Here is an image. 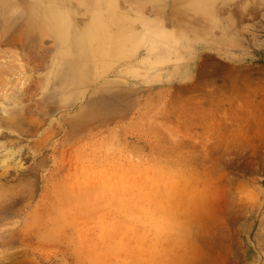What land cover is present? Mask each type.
Listing matches in <instances>:
<instances>
[{
  "label": "rangeland",
  "instance_id": "1",
  "mask_svg": "<svg viewBox=\"0 0 264 264\" xmlns=\"http://www.w3.org/2000/svg\"><path fill=\"white\" fill-rule=\"evenodd\" d=\"M77 1L0 0V264H264V0Z\"/></svg>",
  "mask_w": 264,
  "mask_h": 264
},
{
  "label": "bare ground",
  "instance_id": "2",
  "mask_svg": "<svg viewBox=\"0 0 264 264\" xmlns=\"http://www.w3.org/2000/svg\"><path fill=\"white\" fill-rule=\"evenodd\" d=\"M94 1H99L101 3V7L102 8H106V6L109 5V1L110 0H94ZM78 1L77 0H36V3L37 5L39 6V9L41 10V12L43 13V17L39 19L38 23L40 22H43V23H40L41 25H44L42 26L43 29L47 28L49 30H51L53 33L56 34V36L60 37V38H63L65 33H66V28L63 24V20H60V17L62 16V12L64 13V10H62V7L65 9V8H68L70 6H73L74 4H76ZM125 2V1H124ZM18 13V12H17ZM104 12H101L100 16L103 14ZM10 16V15H9ZM123 19L120 17V16H116L115 18L111 19V18H101L99 19V23H97V27L99 28L98 29V33H101V34H106L105 32H108V30H113V29H119L120 25H123ZM45 27V28H44ZM149 28V27H148ZM151 28V27H150ZM148 30V29H147ZM44 31V30H43ZM148 32V31H147ZM26 34V33H25ZM44 34V32H43ZM19 35V34H18ZM33 38L35 36H32ZM21 36L18 37V39L20 40ZM37 39V38H35ZM40 39V38H39ZM126 37H124L122 35H119L117 34V37H113L112 40L114 41V44L115 45H118L122 40L125 41ZM34 40V39H33ZM36 41V40H35ZM120 41V42H119ZM149 40H147L148 42ZM58 43V42H57ZM19 46V45H18ZM21 47V46H20ZM25 47V46H24ZM50 48V47H49ZM48 48V49H49ZM62 48V47H61ZM57 49V48H56ZM43 52V51H42ZM27 56V55H26ZM38 57V56H37ZM50 59V58H49ZM37 62V61H36ZM40 67V66H39ZM232 70V69H231ZM59 71V69H58ZM233 71V70H232ZM2 72V71H1ZM233 73V72H231ZM59 74V73H58ZM227 74V73H226ZM57 75V74H56ZM34 83V82H33ZM52 94V93H51ZM10 94H8L9 96ZM14 95H17V94H14ZM13 96V95H12ZM53 96V95H51ZM4 97V96H3ZM7 97V96H5ZM17 97V96H16ZM19 97V96H18ZM17 97V98H18ZM13 98V97H12ZM47 98V97H46ZM51 98V97H50ZM49 98V99H50ZM4 100V98H3ZM6 100V99H5ZM4 100V101H5ZM12 100V99H11ZM47 100V99H46ZM7 101V100H6ZM13 101H14V98H13ZM9 103V101H7ZM14 102H18V101H14ZM2 104V102H1ZM6 106V105H5ZM46 109V108H45ZM51 110V109H50ZM2 112H6V110H4V108H2ZM2 115V114H1ZM6 115V114H5ZM13 114H11V116L9 118H12L13 119ZM3 118H6V117H3ZM16 118V117H15ZM192 119V118H191ZM5 122H7V120H5ZM12 122V121H10ZM9 122V123H10ZM15 122V121H14ZM12 125V124H11ZM17 125V124H16ZM19 127V126H17ZM22 127V126H21ZM20 129V132H21V128ZM1 133V132H0ZM3 135V133H2ZM53 174V177H54V173L52 172ZM98 175V174H97ZM142 184V183H141ZM161 187V186H160ZM65 190V189H64ZM51 192V191H50ZM54 195V194H53ZM23 198V197H22ZM26 198V197H25ZM26 201V200H25ZM157 201V200H156ZM21 202V201H20ZM24 203V201H22L21 205ZM41 203V202H40ZM156 205V204H155ZM35 206H36V203H35ZM41 206V205H40ZM36 207H39V206H36ZM38 209V208H37ZM18 210V209H17ZM16 210V211H17ZM38 214V212H36ZM35 213V214H36ZM39 216V215H38ZM61 216V215H60ZM28 221V220H27ZM52 222V220H51ZM53 224V223H52ZM55 227V226H54ZM58 229V228H57ZM70 229V228H69ZM1 261H3L1 259Z\"/></svg>",
  "mask_w": 264,
  "mask_h": 264
}]
</instances>
